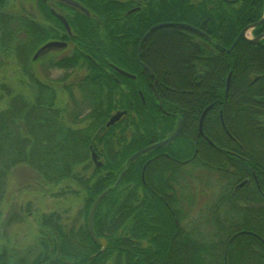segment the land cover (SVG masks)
Instances as JSON below:
<instances>
[{
	"label": "rangeland",
	"instance_id": "rangeland-1",
	"mask_svg": "<svg viewBox=\"0 0 264 264\" xmlns=\"http://www.w3.org/2000/svg\"><path fill=\"white\" fill-rule=\"evenodd\" d=\"M48 4L52 5L54 3L53 1H49ZM40 8L41 6L37 3V0H4L3 5L0 7V14L4 15L0 18V113H3L5 111L8 104L10 103V100H13L14 98H16V96H22L27 100L29 104H34L36 102L39 103L40 101H42L44 105H47L49 100H53L55 108L59 110L58 115H60V120L62 121L64 126L69 127V129L72 128L74 130V134L78 137H81L78 138L80 141L85 137L84 135L89 132L88 129H92V132L90 134L92 139L93 136H95L94 134L99 132V130L97 129L99 128V126H102L103 123L97 126V128H94L96 127V124H93V120L89 117V114L93 113V107L91 106V104H88V102L86 101L87 99L78 97V93H82V91L87 88V83H85L82 87L81 84H78V86L76 85L77 83L75 84L76 80L78 82L81 81L79 79L87 74L88 70L85 67L88 64L86 62H83V59L81 58L74 63L75 66L73 67V69L65 72L62 69L51 66V61L48 59H53L55 61V58L57 57L56 55L43 59H32L34 51L46 39L45 32L41 31V25H49L51 23L49 20L45 19L43 11ZM62 11L64 13L67 12L66 9H63ZM92 18L95 17L92 15ZM215 22L219 23L220 21L216 20ZM156 23L158 24L162 22ZM163 23L166 24L163 26L151 28V30H153L152 32L148 30V35L146 36L147 38L142 42V45L148 48L150 46H152V48L154 47L156 50H158L160 56H174L170 59L171 61H168L169 59L166 60L170 63V65L166 63V65L163 66V70L160 69L161 66L157 67L158 69L156 71V74L158 76V82L160 83L159 85H162V88L166 87V89H164L162 93L164 94L165 99H168V102L170 101L173 104H179L181 106H184L183 103L192 104V107L188 109L189 114H192L190 119L191 124L188 125L187 123V126L192 136H194L196 133L195 116H197V110L194 112V109L199 107L202 101L203 103L206 102L207 105L212 104L210 106L206 105L208 109L204 114L205 116L215 110V107H220L221 105L218 103L219 101H221L219 99V97L221 96H219L218 98L214 95L212 96V94H210L213 90L212 85L207 89L208 86L206 87V83L208 82V80H210V77L212 75L215 76V73L219 72V70L213 69L209 71L207 69L210 66L217 68L220 67L223 64V61L221 57H215L218 49H214L208 43L204 44L202 40L198 41L197 39V37L203 39L202 36L198 33H200V31L201 33L207 31L206 26H202L203 29H201L192 25L194 28L199 30L198 32L194 29H189L181 26V23L186 22H179L178 20H166ZM179 33H183L186 36H189L188 38L191 40V42L194 41L197 43H195L196 46H192L191 48V45L187 42V37L184 39V36H180ZM121 36V32L118 33L117 37L122 38ZM246 36H252L251 30L247 31ZM27 42L28 45H26ZM122 42H124V40H122ZM250 42L252 43V41ZM72 43L75 44V41H73ZM3 44L6 45L4 46ZM192 44L194 43L192 42ZM120 45L123 46L124 44ZM230 47L228 48L229 50H225L230 51L232 48ZM69 51L70 49L64 51V53H68ZM205 53L207 55H210V57L208 58V60H204L205 62L202 60L203 63H205V71H207V73L203 76L205 77L204 79L203 77L200 78L198 76V74L203 70V63H198L196 67L195 61H201L198 60L197 57L199 54L203 55ZM190 55L191 60L189 59ZM220 63L221 65L217 66ZM81 65L84 67H81ZM165 67L166 69H164ZM250 68L253 67L248 66L247 70H252ZM258 72H260V75L264 77V73H262V70ZM184 73L188 75L187 84H184L183 81V75H185ZM234 73L235 76H237V70ZM248 74L249 73L242 72V74L240 75V81L244 83L246 78H248L249 76ZM260 80L261 78L256 79V81L254 80V82L250 80L249 83H251V86L254 87L255 84ZM43 84L55 88V95H50L51 93L49 92L44 93V90L40 89H44ZM65 85H67V89H65ZM234 85L235 84L233 82L230 88L232 89ZM229 86L230 80L227 91L225 88L224 96H226V93L229 91ZM93 88L94 86L92 87V90ZM159 88H161V86ZM70 89L72 90V92L70 91ZM241 92L239 94L244 95L243 92ZM212 93L214 94L213 91ZM257 94L261 95L256 91L254 93L251 92V95L248 99L249 104L247 108L241 106V102L237 97L233 98V96L238 95V93H235V91L231 93L232 102L229 109L223 105V103H225L224 101L223 103L221 102L224 107L223 111L228 113L229 110L230 113H228V115L231 114L232 116L230 128L233 130L231 131H234L235 129L237 130L238 128L244 134L241 135V132H239L238 134H236L238 138L234 134V136L236 137L235 138L234 136L228 137V135L226 136V134L222 132L223 135L228 137V140L221 139L220 142L226 143L228 141L227 143H230L229 145H231L230 148L224 147L220 142H217L216 144L214 143V146H212L209 143H205L202 138H199L198 141L202 139V142L205 143L206 149L213 150L216 156L217 154H219V152H223L224 156H226L227 151L225 150H228L229 155L232 154L235 157H233L232 155L230 156H232L235 160H240V158L237 156L239 154L236 150L238 146H244L245 152H247V157L244 156L245 160L247 158L248 161L255 162L254 157L257 160H264V114L260 118H258L259 125L256 123L257 120L255 121L254 118V115L256 114L255 105L264 103V100L261 101L259 97H256ZM73 95H75V97H73ZM198 96H200L201 101L200 99L198 101ZM261 97H263L264 99V95ZM72 99L81 101V111L78 116V122L74 121V119H72L70 115V111L73 108L71 101ZM102 100H104L103 97ZM92 102V104L94 105L95 103L93 100ZM116 107H113L109 115L111 113H114ZM55 108L44 112L43 110H45L46 108H43L39 110V113L46 119L49 117H51V119H54L53 114H56L54 112ZM242 108L248 110V118L246 119L239 117ZM157 109L160 110V108ZM202 112L200 113L202 114ZM141 115L143 117V114ZM141 115L136 118V112H133L131 113V115L126 116L125 119H121L119 123H117L113 128L112 133L106 134V131L104 132L103 130L98 135L99 137H103L102 133H105L104 136H106L104 137V139H106L107 141L109 139L110 143V139L112 141H115V143H113L114 146L112 145L110 149H107L106 146H104L103 148L102 145H99V149L101 150L102 155L105 152L104 156H102V159L104 161L102 166L106 163V166L111 167L112 163L109 162L112 160H108V158L117 157L115 152H118L117 146H119L118 142H120L119 140L122 136H124L126 140L132 137V133L135 130V125L133 126L131 122L132 119L134 123H139V131L137 129L136 130L138 131V134L141 135L145 127L141 123ZM209 116L210 115H208V117ZM28 117L29 115H27V118ZM216 118L217 115L214 114L211 117V121ZM28 121L29 119L26 120L27 125L26 127H24V132L26 134L28 133L29 135L33 133V139H36L39 135L42 143L44 144L49 142L47 135L51 134V131H49L50 128L42 127L37 135L35 134L37 132L33 131V129L31 130V126ZM216 121H218V118ZM260 121H262L263 124ZM140 123L142 124V127L140 126ZM207 125H209V121ZM12 128L16 130V126H12ZM53 129H56L53 135V139L56 138L57 140L53 142L56 143V145L61 146L62 141H60V137L58 134L60 128L53 127ZM242 139H246L247 141H244ZM18 140H15L14 145H16V143L18 144ZM192 140L193 142L195 141L194 138ZM28 141L29 139L26 141V145H28ZM90 142L91 141H89L87 145ZM194 143L198 144L199 146V143H197L196 141ZM96 144L98 143L95 142V145ZM8 145H3V150L1 149L0 152V254L3 253L2 251H5L6 256L4 253L3 257L8 256V264H17L18 260L30 262L32 259L39 256V254H43L45 252H49L47 254L48 257L57 256L56 258H59L60 254L57 251L52 252V249L57 248V245L59 247L63 242L62 234H60L62 231V227L57 230V227L59 228L60 225L63 226V230L65 231L63 235L68 237L69 239L72 238V242L75 246H73L74 248H72V250L70 251L73 254L75 253L76 255L83 256V254L86 255L88 251H92V253L90 252L88 255L91 254L92 257H95V253L93 252L94 248L92 246L93 241L86 238L85 235H81V231L84 228V223L86 222V210L88 207L86 202L88 191L85 188L84 181H87V184L93 183L97 175L100 173H104V171L106 172L107 169L102 166L99 168L97 167L99 169V172H97L95 170L96 166L93 165L91 160L89 159V151L87 149V145L85 147L83 145V142H75L74 144H72L75 148L74 155H76L77 158L82 157L83 161L78 162L77 165L74 166L71 174L68 175L67 173L64 178H61L57 182L48 181L43 178V175L41 174L37 166L33 165V167L31 166V164H29L30 161L38 160L34 157L29 158V163H26L24 161L16 162V164L6 167L4 164V161L7 160L5 146ZM198 146L196 145L197 150ZM63 148L67 150L68 145L64 144ZM40 159L41 157H39V161ZM107 160L109 162H107ZM127 160L128 159H126L123 163V166L125 167L129 163L127 162ZM215 165H211V168L213 169ZM229 166L231 167V165ZM236 166H238V168L239 166L242 168L241 165ZM185 169L186 172L184 174L188 176L187 181L190 184V188L189 191H186L187 194L185 192L188 198L186 199V196L180 197V201L177 199V191H173V186L171 188L170 181L172 180V176L168 173H164L160 178L156 180L154 179V177L149 176L147 171L144 175L147 184L145 187L142 185L131 188L133 185L132 183H121V186H119V190L124 191L125 189V191H132L133 189V191H137V194L140 197L143 196V194L145 195L144 191H149V193H151L150 190H155L158 199L162 201V205L168 211L169 216H167V218L164 220H160V218L162 217V210L158 213L159 209H157V204H152L153 207L149 213L150 218L146 217L145 219L138 220L136 219L137 215L135 213L132 216L134 217V220H131L127 218V216L122 215V219L119 220L122 225L121 227H119L116 235V238L120 237L119 239L123 240L122 247L120 245L119 247H117V249H114L115 252H113V254H109L111 250H108V245H106L103 250H98L99 253L106 250L104 264H114L117 251L121 252L119 248L123 249L137 247V249L139 250L141 246H147L145 249L149 250L150 252L147 250L143 252H148L151 255H149V258L145 257L144 261L142 262L139 257L138 259L132 253L130 255L131 262L129 264H133V262H135L136 264H161L165 261L167 262V264H193L192 261H194V259H196L197 264H217V256L213 255V257H211L210 254V252L212 254L215 253L214 246L216 244H212L213 246H206V244H211L210 242L215 241L217 242L218 238L215 237L213 239L207 234L211 232L210 235H213L217 229L221 228L222 231L220 232L219 230L217 232L221 236L222 232L227 231L226 227L229 225H227V223L224 221L225 211L223 210L225 208L216 209L215 219H210L209 217L210 221H208V223H205V221H198L204 218V216L206 215L205 212L212 207L211 202L213 198L211 199L209 197H211L212 191H215L217 183L214 184L210 177H216L214 172L215 170L211 172L207 170L212 174L206 173L205 178H203L201 173L202 169L204 168H199L198 163L192 162V164H190V166L186 167ZM121 173L125 174V169L117 176L115 183L121 181L122 177L124 176L123 174V176L119 179ZM246 173L247 171H245L244 174ZM182 177L183 176L180 174L179 180H173V185L177 184L178 182H183L184 180H181ZM206 183H210V185L208 186L206 185ZM246 186L247 185L240 187L236 192H238L239 194L242 193L243 191L241 190L246 189ZM146 187L149 188V190ZM165 191L168 192V195ZM259 194H264V187L262 188V190L260 189ZM205 195L206 197L204 198ZM205 200L206 203L203 204V201ZM164 201L168 202V205L170 207L167 204H164ZM251 203L252 205H254V202L251 201ZM135 207H137V211L140 210L142 214H146L143 206L135 204ZM110 209L111 207L109 205H103V210L106 212L105 214H108L107 218L104 220V223H106L107 225H109V217L111 216ZM171 209H173L174 211H172ZM164 214L166 213L164 212ZM47 216L52 217L50 219V222L48 223L44 220V218ZM172 216H176L179 224L184 226L185 230L188 229L189 232H191L189 239L187 238L188 236L186 235V232L184 233V236H182L181 233L175 232V225L173 224ZM250 217L253 218L251 215ZM116 218L117 216H115V219ZM187 221L189 223L195 222L197 224H200V226L199 228L194 229L193 224L191 223L190 226H188L189 228L186 229V225H189L188 223H186ZM133 224H136V226H145V229H147V231L145 235L142 236L143 238L139 237L138 234L135 233V229L132 230ZM228 233L229 232H227L226 236V242L228 244L225 242L227 244L228 250L226 257L231 253V257L234 263L241 262V264H255V262H257L258 256L254 253L253 248H251L250 246L248 247L245 242L240 240V237L245 236L248 233L244 232L245 234H239L237 236H234L232 239L231 237L233 236V233ZM98 235L102 236L101 234ZM182 239H187V241L189 242L187 246L188 249L186 250L183 249L184 244L181 243ZM83 243L85 246L82 245ZM218 243L217 246L218 248H220L221 244ZM207 251H210L208 255H206ZM157 253H159L158 257H155ZM160 255L164 256L163 260L158 259L159 257H161ZM251 256L253 257V259L255 258L256 261H254ZM73 262H76V260L72 261V263Z\"/></svg>",
	"mask_w": 264,
	"mask_h": 264
},
{
	"label": "trees",
	"instance_id": "trees-1",
	"mask_svg": "<svg viewBox=\"0 0 264 264\" xmlns=\"http://www.w3.org/2000/svg\"><path fill=\"white\" fill-rule=\"evenodd\" d=\"M80 4L85 6L90 11V16H86L85 14L76 11V16L74 17V20L72 22L73 25V32L74 36L72 37L73 41H75V45L80 51L79 57L77 59H83V62H86L88 66H90V77L93 78H99L101 74L97 71V67L100 66V63L107 65V61L117 62L122 57L120 56L124 51V47L120 44H123L122 38L117 37L118 33L120 32H128V35L130 34L132 37L135 36V31L141 29L143 30L151 23L156 22H164L166 20H178L179 22H186L191 25H194L198 28H202V26H206V32L210 35L212 41H216L217 43H220L223 47L221 58L223 61V64H218L217 66L220 67H207L209 71L215 69L219 70V72L215 73V76L212 75L210 77V80L206 83L207 89L212 85L213 92L212 96L219 97L221 101L218 103L221 104L220 107H215L210 114H207L205 117V121L203 124L204 132L208 136V138L213 141L215 144L217 142H220V136L217 134L215 129L211 127V117L214 114L218 113L217 109L221 108V114H222V122L226 126L228 137L236 136L239 132H241V135H244L240 129L237 128L234 131H231L233 129L230 128L231 124V114L228 110L231 106L232 97L231 93L235 91V93H238V95L233 96V98L237 97L238 100L241 102V106H244L245 108L248 107V99L251 95V92H259L261 95L257 94L256 97H259L261 101H263L264 95V77L260 75V70H262V73H264V40L261 41V43L254 45L251 42L245 41L243 39H239L235 45L231 48L230 51H226L225 49H228L234 40L236 39L237 35L241 31V29L256 20H258L262 14H263V8H264V0H205L200 2H194L191 3L190 0H159L155 5L158 8L157 13H151V15H144L140 14L139 12H135L131 15H123L124 13L120 14V16L116 17L115 14H113L115 11L112 7L113 5L110 4V2H107V0H77ZM4 0H0V7L3 5ZM37 3L41 6V10L45 11L47 14H50L47 9H44L43 3L40 0H37ZM57 4L61 5L63 9L67 10H73L72 7L67 6L66 4L62 2H57ZM123 11V9H122ZM144 13V12H143ZM92 15L95 18H92ZM118 15V13H117ZM3 14H0V18L3 17ZM219 20V23H216L215 21ZM262 30H264V24H261L254 28L253 31L255 33H259ZM211 32V33H209ZM134 34V36H133ZM19 37V36H18ZM23 42V40H22ZM21 42V43H22ZM188 42V41H187ZM4 46L6 44H3ZM28 45V42L26 43ZM191 48L192 46L195 47V44H190ZM88 52V54L92 57H94L96 60L99 59V65L93 64L85 55L84 53ZM96 54L99 56H96ZM153 59L157 62L158 67L163 70V66L170 65L168 61H171L170 59L174 56H160L158 50H154L152 53ZM205 59L208 60L210 55H207L205 53ZM127 58L129 59L130 56L127 55ZM198 60L201 61H195V66L197 67L198 63H202V54L198 55ZM169 59V60H168ZM178 59V58H176ZM189 59L191 60V55L189 56ZM168 60V61H166ZM167 65V66H168ZM63 66H66L64 64ZM248 66H252L253 68H250L252 70H247ZM168 68V67H167ZM94 69V70H93ZM166 69V67L164 68ZM237 70V76H235V73ZM208 71V72H209ZM231 73L230 78V86L234 82V86L232 89L230 88L229 91L225 95V81L228 73ZM242 72L249 73L248 78L243 82L240 80V75ZM207 73V72H206ZM261 73V74H262ZM184 84H187L188 81V75L184 73ZM255 74H259L261 80L255 84L254 87L251 86L250 80L254 82L252 79ZM198 76L201 78L203 75ZM264 76V74H263ZM236 79V80H235ZM256 81V80H255ZM81 81H79L78 84ZM41 87V86H40ZM39 87V88H40ZM41 90H44L40 88ZM244 90V91H243ZM243 92L244 95H240V92ZM241 92V93H242ZM263 94V95H262ZM198 101L201 98L198 96ZM211 97V96H209ZM17 98V99H16ZM13 100H10V103L8 104L7 108L3 113H0V152L3 145L5 146V152H6V161H4V164L6 167H9L13 164H16V162H26L29 163L28 160L30 157H34L38 160L36 161H30L29 164L31 166L35 165L38 167L39 171L43 175V178H45L48 181L57 182L61 178H64L66 174H71L74 166L77 165L78 162H82V157L77 158L76 155H74L75 148L72 144L75 142L80 143L83 142V145L86 147L87 143L89 141L99 140L101 137L98 135L95 136V138L91 139V132L92 129H88L89 132L85 134L84 138L80 141L78 137L74 134V130L72 128L69 129V127H65L62 121L60 120V115L53 114L54 119L45 118L44 116H41L39 113L40 109L43 108H55L53 104V100H49L48 104L44 105L42 101L39 103L36 102L34 104H29L26 99H24L22 96H16ZM92 100L94 101V105L92 104ZM72 105L73 108L70 111L71 118L74 119V121L78 122V116L80 114V100L72 99ZM88 104L93 107V113L89 114V117L93 120V124H96L94 128H97V126L101 125V123H104L106 118L108 117L110 111L113 109V107L118 102L114 99H99L91 98L86 100ZM153 101L146 100L145 101V107H142L140 104V101L137 100V106L139 109L142 108H158V105ZM223 101L225 103H223ZM226 106L228 109V113L223 111V105ZM154 103V104H153ZM214 103V102H213ZM262 103V102H261ZM122 107H126L128 105V101H123ZM184 106L177 104L176 109L178 108L180 111L182 109H189L192 107V104H186L183 103ZM218 104V105H219ZM206 102L203 103V101L200 103L199 107L194 109V112L196 111V114L200 113L201 110L206 106ZM264 103L260 105H255L256 114L254 115L256 123L259 125V120L263 114H264ZM45 106V107H44ZM262 106V107H261ZM18 111V112H17ZM30 111V112H29ZM193 112V113H194ZM43 113V112H42ZM240 116L243 119L248 118V110L242 108V111L240 112ZM213 114V115H212ZM27 115L29 117L27 118ZM208 115H210L208 117ZM212 115V116H211ZM188 116H192V114H189ZM196 117V116H195ZM29 119V123L31 126V130L37 132L35 134L38 135L39 130L42 127L50 128L49 131H51V134H48V141L47 143H42V140L40 139L39 135L35 139H33L34 134H26L24 132V127H26V120ZM62 119V118H61ZM210 120L209 125H207L208 121ZM132 125H135V130L132 133V137L126 140L124 136L120 138V142H122V145L118 152H115L117 155L116 158L111 159L112 161L109 163L111 164V167L106 166L105 163L102 167H104L106 172L100 173L97 175L93 183L87 184V181H84V185L86 190L88 191L87 195V210L90 205L92 204L93 200L102 192H105L104 196L102 197L101 201L98 203L94 215H93V228L95 231V234H101L107 237L108 240V250H111L109 254H113L115 252L114 249H117L123 244V240H120L119 238H116L117 232L119 227H121V222H119L120 219H122V215L127 216V218L134 220L133 214L136 213V219H145L146 217L150 218V211L152 210V204H157L158 213L162 210V217L160 220H164L169 216L168 211L163 207L162 201L158 199L157 194L155 191H144L145 195L139 196L137 194V191H122L119 190V186H121V183L123 182H129L132 183L131 188H135L136 186H142L141 179L139 176V157H137L135 160L130 161L127 166H123V163L128 157H130L136 150L140 149L141 147L149 144L151 140H149L150 135V128L153 127V133L154 138L157 140L159 137H164L170 131L169 129L170 125L166 121H160L156 120L155 123H152L150 119H141V123L145 126L144 127V134L143 136L138 134V127L139 123L133 121L132 119ZM190 122V119H189ZM262 123V121H260ZM28 123V124H29ZM140 123V126L142 127V124ZM263 124V123H262ZM213 125V124H212ZM264 125V124H263ZM12 126H16V130L12 128ZM52 127V128H51ZM53 127L60 128L58 131L60 141H62L61 146L56 145L53 141L56 140V138L53 139V135L56 131ZM90 127V126H88ZM150 127V128H149ZM93 128V129H94ZM138 131H137V130ZM113 128H109L108 131L111 133ZM124 130V129H123ZM48 133V132H47ZM103 134V133H102ZM225 134V133H224ZM29 135V137H28ZM58 136V135H56ZM106 136V135H105ZM225 136V135H223ZM227 136V135H226ZM223 137L222 139H227L228 137ZM234 136V137H235ZM83 137V136H82ZM237 137V136H236ZM235 137V138H236ZM247 137V136H246ZM19 138V140H18ZM111 138V137H110ZM192 134L189 130H185L179 137L175 139V141L169 145H167V149L173 148L175 146H179L182 149H184L185 155L192 154L194 146H198V144H195L192 141ZM238 138V137H237ZM243 138V137H241ZM28 141V145H26V141ZM78 139V141H77ZM15 140H18V144H15ZM244 141H247L246 139H242ZM57 141V140H56ZM111 143L109 142V147L114 146L113 143L115 141H112L110 139ZM194 143V144H193ZM197 143H199L197 141ZM68 145L67 150L63 148V145ZM230 143H228V146ZM175 145V146H174ZM223 146H226V144H223ZM30 147V148H29ZM3 150V149H2ZM159 150V149H158ZM237 153L239 154L238 157L240 160H237V165H241L242 168L239 166H236V171L233 172L234 178H237L235 181H241L244 176H246L245 171H248V166L251 165L254 167L256 173L258 176H260V179H258V185H254L251 189L250 187H246V189H242V193H237L235 197L233 196V201H231V204L234 209L225 211V222L227 223L226 229L227 231L222 232L221 236L219 233H217L219 230L220 232L222 229H217L213 235H210L208 233L207 235L211 236L213 239L215 237L218 238V241L216 242H210L212 245L216 244L214 246L215 253L212 254L210 251L206 252V255L210 252L211 257L213 255L217 256V264H241L240 263H234L231 257V253L229 256L226 257V262H224V248L226 244V236L227 232L230 234V232L234 233L236 231L245 230L251 233H254L256 235L247 234L245 236L240 237V240L246 243V245L251 248H253L254 253L258 256L257 262L255 264H261L263 257H264V194L260 195V189L264 187V176L260 174L264 168V160H257L255 157V162H250L246 158L244 160L243 158L247 157L245 152L244 146H238L237 147ZM155 151H151L147 153L146 155H150ZM197 158H200L199 156H205V161L207 162V170L208 171H214L215 167L213 169L211 168V165H215V153L213 150H205L203 153H200V147L198 146L197 150ZM174 154V153H173ZM201 154V155H200ZM145 156V155H144ZM245 156V157H244ZM39 157H41L39 161ZM243 157V158H242ZM10 159V160H8ZM203 159V158H202ZM243 159V160H242ZM204 160V159H203ZM227 161V160H226ZM224 161V162H226ZM209 163V164H208ZM242 163V164H240ZM210 165V166H209ZM34 167V166H33ZM125 169V174L122 177L120 182H116L117 176ZM97 172H99V169L96 167L95 169ZM231 176V177H233ZM212 182H215V179L213 177H210ZM206 185H210V183H206ZM147 197V199H146ZM209 198H213L211 202V208H209L205 212L204 218L198 221H205L208 223L210 219H215L216 215V200H215V191H212V195ZM237 198V201H236ZM254 202V205H249L248 203ZM135 204H138L139 206L144 207V211H146V214H142V212L139 210L137 211V207H135ZM103 205H109L111 207L110 212L111 216L109 217V225L104 223V220L107 218L106 212L103 210ZM141 208V207H140ZM254 209V210H251ZM164 212L166 214H164ZM139 213V214H138ZM120 215V216H119ZM250 215L253 217L251 218ZM115 216L117 218L115 219ZM119 216V217H118ZM199 217V216H198ZM210 217V219H209ZM250 217V218H249ZM51 216H47L44 218V220L48 223L50 222ZM58 218V217H57ZM117 220V221H116ZM159 220V221H160ZM58 221V219H57ZM107 225V226H106ZM200 224H194L193 227L199 228ZM62 227V231L60 234H62L63 242L62 244L57 248H53L52 252H58L60 254L59 258H56L57 256H47L49 252H45L43 254H39L36 258L32 259L30 262H25L24 260H18L17 264H104V257L106 256V250L102 252H98L99 247L96 242L93 241V252L95 253V257L90 254L92 251H88L86 255H76L73 254L70 250L74 248L75 246L72 242V238L69 239L68 237L64 236V230L63 226L59 225V228L57 227V230H59ZM136 230L135 233L138 234L139 237H142L145 235L147 229H145V226L139 225L136 226V224H133L132 230ZM81 235H85L86 238L90 239L89 234L87 232L86 223H84V228L81 231ZM110 232V233H109ZM139 232V233H138ZM114 235V236H113ZM260 238V239H259ZM118 239V240H117ZM261 239L263 241H261ZM91 240V239H90ZM92 241V240H91ZM221 244V247L218 248L217 243ZM209 243V242H208ZM218 243V244H219ZM83 246L84 243L82 244ZM213 246V245H212ZM136 248V249H135ZM135 248H119L121 252L116 253V257L114 260V264H129L131 262L130 255L133 253L134 256L137 258L139 257L141 261L143 262L145 257L149 258L148 252H140L137 247ZM211 250V248H210ZM44 251V250H43ZM149 251V250H147ZM3 253L0 254V264H8L9 259L8 256H6L5 251H2ZM150 252V251H149ZM228 252V250H227ZM226 252V254H227ZM5 253V256L3 257V254ZM73 256V257H72ZM138 258V259H139ZM161 258L164 259V256ZM253 259V257L251 256ZM74 259V260H73ZM73 262L72 261H75ZM256 261V259H253ZM137 261V260H136ZM193 264L196 263V259L192 261ZM14 264V263H12ZM133 264H136L133 262Z\"/></svg>",
	"mask_w": 264,
	"mask_h": 264
},
{
	"label": "flooded vegetation",
	"instance_id": "flooded-vegetation-1",
	"mask_svg": "<svg viewBox=\"0 0 264 264\" xmlns=\"http://www.w3.org/2000/svg\"><path fill=\"white\" fill-rule=\"evenodd\" d=\"M49 1H53L54 4L49 5L48 4ZM158 1L159 0H107V2H110L111 5L114 4L113 5L114 7H112V8L115 11L113 14H115L116 17L120 16L119 13L120 14L124 13L123 15H131L135 12H139V15L144 14L147 16L151 15V13H157L158 8L155 4ZM200 1H205V0H190L191 3L200 2ZM41 2L43 3L44 9H47L50 13V14H47L45 11H43V15H44L45 19L49 20L51 23L49 25L48 24H46V25L42 24L41 25V31L45 32L46 39L40 45H43L48 41H63V42H66L67 45L65 46L64 49H60V50H56V51H49V52L45 53L44 55H42L40 58L43 59L46 57L56 55L57 57L55 58V61L53 59H48L51 61V62L49 61L51 66L56 67L58 69H62L65 72H68L71 69H73V67L75 66L74 65L75 60L80 55L79 49L77 48V46L75 44L72 43L73 42L72 37L74 36V32L72 30V28H73L72 22L75 21L74 17L77 15L76 11H79V12L85 14L86 16H90V13L89 12L86 13V12H84L80 9L74 8V7H72L73 10H67L66 9L67 12L64 13L62 11L63 7L59 4H57L58 0H45V1H41ZM122 9H123V11H122ZM52 10L55 13L61 14L65 17L66 21L68 22V24L70 26V32H67L62 20L60 18H58L52 12ZM117 13H118V15H117ZM155 24H157V23H151L146 28H144L143 30L139 29V30L135 31V36L133 34L134 37H132L130 34L128 35V32H125V31L121 32L122 40H124L123 46L125 49V51L120 55L122 58L117 62L107 61L106 66H105V64L100 63V66L97 67V71L101 74V76L99 78L90 77V75H91L90 68L91 67L86 65L85 68L89 72L86 70L87 74L79 80H81V82H80L81 87L85 83H87V88H85V90L82 91V93L79 92L78 97L82 98V99H87V100L91 99V98H96V97H98L99 99H102V97H103L104 99H114L117 101H122V104H121V102H118V104H115L117 107L115 108L114 113H116L118 111H126L125 114H123L122 117L116 123L107 127L106 122L108 121L110 116L114 113H111L110 115H108V117L106 118V120L104 121L102 126H99V128L97 129V130H99V132L95 133L94 134L95 136L99 135L103 130H104V132L106 131L105 132L106 134H110L109 133L110 131H108L109 128H111V127L114 128L115 125L117 123H119V121L121 119H125L126 116L131 115V113H133V112H136V116H135L136 118H138L139 115L143 114V117H142V115L140 116V117H142V120L144 118L150 119L152 123H155L156 120H160V121H166L169 124H171L169 129L172 128V130L170 131V133H168L164 137H159L157 140H155V138L153 137L154 136V133H153L154 125L151 126L150 135H149V137H150L149 140H151V142L147 145H150L156 141H159V140H162V139L168 137L175 130L179 121L181 123V130H180V133L178 134L177 137H179V135H181V133H183L185 130H188L187 123H188V125L191 124V122H189V119H191V116H188L189 115L188 109H182L181 111L178 108L176 109V104H173L170 101L168 102V99H165V96L162 93V91L164 89H166V87L162 88V85H159L160 83L158 82V76L156 74L158 66H157V62L152 57V55H153L152 53L155 50V48L154 47L152 48V46H150L148 48V47H146V46L144 47V45H142V42L147 38L146 36L148 35L147 34L148 30H150L152 32L153 30H151V27ZM253 30L251 31L252 37H256V36H259L260 34H264V30H262L259 33H255V31H253ZM179 34H180V36H184V39L187 37V41L189 44H191L192 42L194 44L196 43L194 41L191 42V40L188 38L189 36H186L183 33H179ZM198 34L201 35L203 38V39H201V38L197 37L198 41L202 40V42L204 44L208 43L210 46H212V48L218 49L215 57L219 58L221 56L222 49H223L222 45L220 43H217L216 41L213 42L210 35L206 31H204V33H198ZM263 40H264V36H262L257 42H252V44L257 45V44L261 43V41H263ZM68 49H70V51L68 53H64V51H66ZM84 55L91 62H93V64L99 65V62L101 60L100 61H99V59L96 60L94 57L90 56L88 54V52L87 53L85 52ZM127 55L130 56L129 59L127 58ZM96 56H98V55L96 54ZM202 57H203L202 60H204L206 58L205 54H203ZM77 61H78V59H77ZM64 64H66V66H63ZM202 65L201 66L203 67L202 68L203 70L199 73L200 76L201 75L204 76L207 72V71H205V68H206L205 63H203ZM81 67H84V66L81 65ZM255 75L256 76H254L252 79L253 81L260 77L259 74H255ZM203 78L205 79V77H203ZM78 83L79 82L76 80L75 84L77 86H78ZM91 85L94 86L93 90H92L93 86H91ZM160 86H161V88H159ZM43 88H44V93L49 92V93H51L50 95H55V92H54L55 88H53L52 86L43 84ZM67 88H68L67 85H65V89H67ZM70 91L72 92L71 89H70ZM73 97H75V95H73ZM154 99H155L154 102L158 105V108H160V110L155 109V108H147V107L139 109L137 106L138 105L137 100L140 101V104L142 107H145L144 105L146 104L145 103L146 100L153 101ZM126 100L128 101V105L126 107H122V105L125 106L123 104V101H126ZM210 105H212V104H210ZM210 105H207V106H210ZM206 107H204L201 110V112ZM52 109L53 108H46L45 110H43V112L47 111V110H52ZM54 112L56 114H58L59 110L57 108H55ZM140 112H142V113H140ZM200 114L201 113H198L196 116V133L194 136H192L191 139L194 138V140L197 142L199 138H202L205 143H209L210 145L214 146V142L211 141L204 132L203 124L205 121V117L207 115H205L203 117V121H202L203 134L199 133V131H198V121H199ZM216 115H217L218 121H216L217 118L213 119L211 121V127L213 129H215V131L217 132L218 135H219V132H223L226 135H228L226 126L222 122L221 108L218 109V113ZM209 123H210V120H209ZM105 133H103V135H102L103 137H101L98 141H96L94 139V141L90 142L87 145V149L89 151V153H88L89 159L91 160L92 164L98 168L102 166V164L104 162L102 159V156H104V154H105V152L103 151L104 154L102 155V152L99 149V145H102L103 148H104V146H106L107 149L108 148L110 149L109 139H108V141L106 139H104ZM143 134H144V131H142L141 136H143ZM95 136H93V138ZM220 138H221V136H220ZM175 139L173 141H171L170 143H168L167 145L173 143L175 141ZM202 139L200 141H198L199 147H200V153H203L205 150H207L205 143L202 142ZM95 142L98 144L95 145ZM222 142H226V141H222ZM227 142L226 143L220 142V143L226 144V146H224V147L230 148L231 145L228 146ZM103 144H105V145H103ZM121 144H122V142H118V145H119V146H117L118 150H119ZM167 145H164V146L158 148L159 150L154 149L153 151L157 150V152H153L150 155L141 156L139 158L140 161H139V165H137L138 166L137 168H138L139 173H140L139 176L141 179V183L143 184L144 187L147 185L146 179L144 176L147 171H148L149 176L154 177V179H156V180L158 178H160L164 173H168L169 175H171L172 180L170 181V185H171V188L173 186V188H172L173 191H177V193H178L177 199L179 200L180 197L186 196V194H187L186 191H189V188H190L189 187L190 184L187 181L188 176L186 174H184L186 172L185 171L186 167L190 166V164H192V162L198 163L199 168H204V169H202V173H201L203 178H205L206 173H210L211 170H210V172H208L206 169L207 162L205 161V156L204 157L199 156L200 158L196 157L197 156V153H196L197 147L196 146H194L192 154L185 155L184 149H182L181 147L174 145L175 146L174 149L173 148L167 149L166 148ZM201 149H202V151H201ZM91 150H94L96 152V154L98 156V157H96V159H97L96 161H100V163H101L100 165H97L94 162V160H92ZM225 151H227L226 156H224L223 152H219V154H217V156H215L216 165H215V171L214 172H215V176L217 177V178L216 177L214 178L215 182L217 183V185H216L217 187L215 189V200H216L217 209L225 208L223 211H228V210L234 209V207L232 205L229 206V204H231V201H233V199H234L233 196L235 197V195L238 193V192H236L238 190V189H236V186L240 182L245 180V183L242 186L247 185L246 187H250V189H251L254 185L255 186L258 185V179H260V176H258L256 171L254 170V168L251 165H249L247 168L248 171L246 173V176H244L243 179H241V181H235V180H237V178H234V176L232 174L234 171H236L237 160H235L233 158L235 156H233L232 154H230V155H232L233 157L229 155L228 150H225ZM109 159H113V158L109 157L108 160ZM108 160H107V162H108ZM224 161H226V162H224ZM203 164H204V166H203ZM229 165H231V167ZM200 172H201V170H200ZM180 174L183 176L181 178V180H184V181L181 183L178 182L177 184L173 185L174 184L173 180L174 181L179 180ZM210 174H212V173H210ZM260 174H262V176H264V168ZM231 176H233V177H231ZM163 184H165V183H163ZM146 188H144V189H146ZM147 189L149 190V188H147ZM150 191H152V190H150ZM153 191H155V190H153ZM185 192H186V194H185ZM166 193L168 195V192H166ZM205 197H206V195L204 196V198ZM187 198H188V196H186V199ZM236 201H237V198H236ZM203 202H204L203 204H205L206 200ZM163 203L168 205V202H166V201H164ZM237 203H238V201H237ZM251 204H252L251 202L248 203V206ZM171 210L174 211L173 209H171ZM172 221H173V224L175 225V232L181 233L182 236H184V233L186 232V235L188 236L187 238L189 239L191 232H189V230L187 228H189L188 226H190L191 223L194 225L195 222L189 223L187 221L186 223H188L189 225H186L187 230H185L184 229L185 227L180 225L179 222L177 221L176 216H174V217L172 216ZM85 223L87 224V220ZM86 228H87V225H86ZM87 232H88V228H87ZM88 234H89V232H88ZM96 236L97 237H104L107 239V237H105L103 235L102 236L96 235ZM89 237H90V235H89ZM141 238H143V237H141ZM90 239L92 240L91 237H90ZM94 242H96L99 245L98 241H94ZM107 243H108V240H107ZM181 243L184 244V247H183L184 250L188 249L187 246H188L189 242L187 241V239L186 240L182 239ZM146 247L147 246H141L139 248V251L140 252L146 251L147 250V249H145ZM99 249H100V246H99ZM158 254L159 253H157V255H155V257H158ZM160 256L162 257V255H160ZM161 257H159L158 259L163 260V258H161ZM159 263H161V262H159ZM161 264H167V262L165 261Z\"/></svg>",
	"mask_w": 264,
	"mask_h": 264
},
{
	"label": "water",
	"instance_id": "water-1",
	"mask_svg": "<svg viewBox=\"0 0 264 264\" xmlns=\"http://www.w3.org/2000/svg\"><path fill=\"white\" fill-rule=\"evenodd\" d=\"M42 1H45V0H42ZM61 2H64L65 4L69 5V6H72V7H76L86 13H88V10L82 6L79 2H77L76 0H59ZM52 12L62 20L67 32H70V27H69V24L68 22L66 21L65 17L61 14H58V13H55L53 10ZM264 23V14L263 16L256 22H253V23H250L248 25H246L239 33V35L237 36V38L235 39V41L232 43L231 47L235 44V42L240 38L242 37L243 39L247 40V41H252V42H256L258 41L262 36H264V34H261L259 36H257L256 38L254 39H250L248 37H246L245 33L247 30L249 29H252L256 26H258L259 24H262ZM166 23H158V24H155L153 25L151 28H154V27H158V26H163L165 25ZM181 26L183 27H186V28H189V29H194L195 31H198V29L194 28L192 25L190 24H187V23H181ZM201 33V31H200ZM67 45L66 42H63V41H48L46 42L45 44L39 46L33 56H32V59L35 60L37 58H40L42 55H44L45 53L49 52V51H56V50H60V49H64L65 46ZM230 47V48H231ZM229 50V49H227ZM229 80H230V73L228 74L227 76V79H226V91L228 89V85H229ZM208 109V107L206 109H204V111L202 112V114L200 115L199 117V121H198V131L199 133L203 134V130H202V121H203V116L204 114L206 113V110ZM126 111H118L116 112L115 114H113L109 120L107 121L106 123V126H110L112 124H114ZM180 130H181V123L179 121L177 127L175 128V130L173 131V133L167 137L166 139L162 140V141H159V142H155L153 144H150V145H147L143 148H140L138 149L137 151H135L127 160V162H130V161H133L134 159H136L137 157L153 150V149H156V148H160L168 143H170L171 141H173L177 136L178 134L180 133ZM91 157H92V160H94V162L97 164V165H100V161H96V157L97 154L92 150L91 152ZM124 173H121V175L119 176V179L123 176ZM245 181L241 182L238 187H240ZM105 192H102L101 194H99L95 199L94 201L92 202L90 208H89V212H88V216H87V227H88V231H89V234L90 236L92 237L93 240H99V243L100 245L102 246V249L106 246V240L104 238H97L95 235H94V230H93V226H92V218H93V213L98 205V203L101 201L102 197L104 196ZM245 231H242V232H238V233H235L231 239L234 237V236H237L241 233H244ZM230 239V240H231ZM260 239V238H259ZM261 241H263L261 239ZM101 249V250H102ZM100 250V251H101ZM262 264H264V258L262 260Z\"/></svg>",
	"mask_w": 264,
	"mask_h": 264
},
{
	"label": "bare ground",
	"instance_id": "bare-ground-1",
	"mask_svg": "<svg viewBox=\"0 0 264 264\" xmlns=\"http://www.w3.org/2000/svg\"><path fill=\"white\" fill-rule=\"evenodd\" d=\"M192 44V43H191ZM219 135L223 138L224 136H223V134H222V132H219Z\"/></svg>",
	"mask_w": 264,
	"mask_h": 264
}]
</instances>
